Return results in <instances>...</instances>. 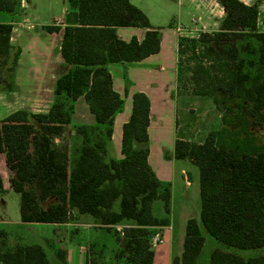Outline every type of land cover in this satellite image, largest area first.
Listing matches in <instances>:
<instances>
[{"label": "trees", "instance_id": "obj_1", "mask_svg": "<svg viewBox=\"0 0 264 264\" xmlns=\"http://www.w3.org/2000/svg\"><path fill=\"white\" fill-rule=\"evenodd\" d=\"M67 1L76 7L78 22L63 29L61 55L71 67L56 80L54 102L47 113L18 110L0 120V152L14 173L10 186L19 195L20 221L62 223L75 212L90 215L108 231L126 222L122 229L125 241L117 258L125 256L124 264H151L150 228L169 222L170 187L148 164L150 101L143 92L133 93L130 116L122 125V157L107 158L113 117L123 101L112 88L106 65L138 61L156 53L158 28L129 0ZM18 2L0 0V10L13 12ZM219 2L224 16L217 30L202 31L198 37H178L177 71L186 51L195 58L199 53L207 56L219 51L221 73L208 75L211 84L194 93L214 96L217 101L214 92L219 91L245 101L248 109L242 118L231 106L226 107L220 128L208 132L199 143L176 139L174 156L188 158L198 168L200 224L208 234L228 247L262 248L264 143L256 142L247 125V114L264 118V71L252 69L264 65V30L258 28L256 6L240 0ZM118 26L145 28V36L142 41L135 37L124 41L116 35ZM11 28L10 23H0V77L1 67L8 62ZM58 29L46 26L48 31ZM17 54L9 69L16 63ZM6 87L11 88V84ZM80 95L96 125L77 126L75 134L80 140L70 147L58 145L54 139L66 130L74 100ZM233 122L238 123L234 130L230 128ZM49 198L54 201L44 205L42 202ZM156 200L162 205V217L152 212ZM11 235L0 228V264H51L42 245L17 239L9 243ZM203 243L198 221L189 218L182 253L174 256L171 264H198ZM56 256L63 260L64 251L56 249ZM88 264L97 263L88 260ZM208 264H264V253L244 258L214 249Z\"/></svg>", "mask_w": 264, "mask_h": 264}, {"label": "crops", "instance_id": "obj_2", "mask_svg": "<svg viewBox=\"0 0 264 264\" xmlns=\"http://www.w3.org/2000/svg\"><path fill=\"white\" fill-rule=\"evenodd\" d=\"M129 1L145 13L152 26L158 28L159 49L138 61L112 62L106 65L112 88L123 101L122 107L113 117L112 135L106 148V156L116 160L122 157V125L130 116L132 95L135 92L145 93L150 101L148 164L157 178L170 187L167 215L169 222L150 228L153 230L150 242L154 252L151 264H171L172 258L182 253L187 220L195 218L201 225L198 168L195 169V164L188 158L178 159L174 156L176 139H186L178 134L180 116L176 97L177 41L179 36H184L181 32V29L186 28L184 25L203 31L217 30L224 10L219 0ZM240 1L257 7L260 27L261 18L264 17V0ZM42 9H45L47 16ZM77 18L76 7L67 0H19L15 11L0 10V23H10L12 26L8 62L1 70L0 77V120L18 110L30 113L48 112L55 99L57 78L71 67L61 55L63 29L67 25H76ZM46 26H57L59 29L48 31ZM115 32L124 41L133 37L142 41L145 36V28L138 26H118ZM16 51V63L9 69ZM8 83L11 88L6 87ZM82 125L94 126L96 121L84 96L80 95L74 100L70 123L54 139L55 142L69 147L78 142L80 138L75 134V128ZM12 175L13 171L8 169L5 156L0 152L2 211L7 209V200L1 194L3 190H12ZM180 182H183V186H177ZM152 212L155 216L162 217L164 213L161 203L155 209L152 207ZM2 223L7 225L0 228L16 234L17 240L42 245L51 264H88L90 242L96 232L101 230V226L90 215L75 212L62 223L21 222L20 219L13 223ZM13 224L22 231L17 232ZM159 239L162 241L159 242ZM56 249L64 251L63 260L57 258ZM199 255L197 263L206 264L198 262Z\"/></svg>", "mask_w": 264, "mask_h": 264}, {"label": "rangeland", "instance_id": "obj_3", "mask_svg": "<svg viewBox=\"0 0 264 264\" xmlns=\"http://www.w3.org/2000/svg\"><path fill=\"white\" fill-rule=\"evenodd\" d=\"M42 9L43 13H47ZM262 23L260 27L264 30V17L261 18ZM185 29H181L182 35L189 37H198V34L203 30L190 29L187 25H184ZM258 27L260 30L261 28ZM182 28V27H181ZM208 31V30H205ZM210 31V30H209ZM214 31V30H211ZM245 41V39L243 40ZM244 57L257 60V57L247 53H242ZM222 63V55L218 52L204 56L203 53H199L197 57H191L189 52H185L181 57V65L179 71H177V88L176 97L179 106L180 126L178 134L184 136L185 140L190 143L201 142L208 132L216 130L221 127V117L225 112V108L231 106L235 112H238L242 118H244L247 112V103L241 99L229 98L227 95L215 91L214 95L217 97V101L213 100L214 96L197 95L194 92L201 89L206 84H211L212 81L208 80V75H219L220 64ZM199 65H202L201 67ZM212 65V66H211ZM4 67H1V70ZM253 71L261 69L264 71V65H257L252 68ZM264 114V110H263ZM247 125L250 131L253 132V136L257 143H264V118L257 119L254 116L247 114ZM238 127L237 122H233L230 126L231 129ZM179 135V136H180ZM63 145V144H60ZM195 169L197 167L193 166ZM192 181V179H191ZM177 186H183V182L177 183ZM2 196H5L7 202V209L2 211L0 208V227L7 224L2 223L5 221L14 222L19 217V195L13 190H3ZM54 201V198H49L42 203H50ZM160 201H154L153 209L158 205ZM156 212V210H154ZM164 216V214H163ZM4 220V221H2ZM126 222L116 224L112 227V230L108 231L104 227L100 231L96 232L94 239L91 240L89 245V261H95L97 264H124L125 256L118 257L117 253L122 251L125 238L122 234V229L126 226ZM15 230L22 231L18 226L14 225ZM202 234L205 238L202 249L200 251L199 263L208 264L210 254L214 249L228 250L241 255L244 258L257 256L264 253V246L262 248H248L238 249L234 247H228L219 242L208 234L205 228L200 225ZM18 236L12 234L8 238L9 243H13Z\"/></svg>", "mask_w": 264, "mask_h": 264}, {"label": "built area", "instance_id": "obj_4", "mask_svg": "<svg viewBox=\"0 0 264 264\" xmlns=\"http://www.w3.org/2000/svg\"><path fill=\"white\" fill-rule=\"evenodd\" d=\"M158 241H159V242H161L162 240H161V239H159Z\"/></svg>", "mask_w": 264, "mask_h": 264}]
</instances>
